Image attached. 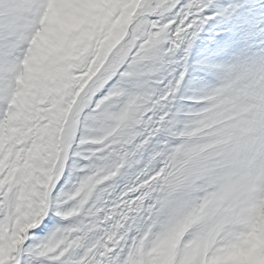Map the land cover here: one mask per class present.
Wrapping results in <instances>:
<instances>
[{
  "label": "snow or ice",
  "instance_id": "snow-or-ice-1",
  "mask_svg": "<svg viewBox=\"0 0 264 264\" xmlns=\"http://www.w3.org/2000/svg\"><path fill=\"white\" fill-rule=\"evenodd\" d=\"M48 6L0 0V264H166L178 228L173 264L240 246L264 202V0H138L61 86H26ZM190 69L201 107L175 108Z\"/></svg>",
  "mask_w": 264,
  "mask_h": 264
},
{
  "label": "bare ground",
  "instance_id": "bare-ground-1",
  "mask_svg": "<svg viewBox=\"0 0 264 264\" xmlns=\"http://www.w3.org/2000/svg\"><path fill=\"white\" fill-rule=\"evenodd\" d=\"M59 3L60 9L63 11V13L65 11H69V15H74H72L73 18L75 16H79L82 19H86L89 22L88 25L92 27V30L95 29V27L99 29L97 32L95 31L97 36L103 38L107 35L109 30H115L119 26V22L127 17V15L129 14V9L132 6L130 0H60ZM53 9L54 8H52V11ZM117 13H119L120 15L119 18H117ZM54 14L56 15V12ZM51 15L52 17L46 16L49 18L47 20V27L50 29L51 35L55 37L56 35L67 34L72 29L75 30L76 26L81 24L79 18L74 22L72 19V21L70 20L63 22L69 17L65 16L64 14L60 16V13L58 15V18L52 13ZM70 24L72 25L68 26ZM49 55L50 53L48 52V50L45 52L42 49L35 47L33 48L32 57L38 64V72L36 73V76L31 79L32 82L35 81L34 79H36V77L41 76H43V78L48 81L46 68L48 69L51 67L54 71L60 73V75L63 73L60 65H58V62L55 61V59L51 60ZM166 74L167 73H165V75ZM258 226L262 229L259 236L250 238L246 236L240 246L229 251L230 253L233 251H237L239 254L231 255L228 257L221 256V254L219 255L221 257L216 258L215 261L213 260L214 258L212 259V261H209L207 257L206 246H201L200 248L193 249V251L197 254H202V264H220L221 261L229 260L241 261L242 264H264V223H260V225ZM166 249L170 251V248L166 247ZM248 249H250L248 253L243 252L242 254V251L247 252ZM226 255L227 254H225V256ZM162 258L166 261V264H169V261L171 259V252H163Z\"/></svg>",
  "mask_w": 264,
  "mask_h": 264
},
{
  "label": "rangeland",
  "instance_id": "rangeland-1",
  "mask_svg": "<svg viewBox=\"0 0 264 264\" xmlns=\"http://www.w3.org/2000/svg\"><path fill=\"white\" fill-rule=\"evenodd\" d=\"M59 1L60 0H49V6H48V10H47V12L45 14V17L46 16H51L52 17V15H51V13H52L54 16H56L58 18V15L60 13V16L64 14L65 16L69 17V18H67L63 22L70 21L71 19L74 22L75 20H78V18H79V20L81 21V24L78 25V26H76V29L75 30L72 29L67 34L56 35V37L51 35L52 36V42L53 43H52V46L47 49L48 52L50 53L49 57H50L51 60H54L55 59V61L58 62V65H60L61 70L63 71V73L60 75V73H57L56 71H54L53 68H51V67L48 68V69L46 68V73L48 74V82L50 84H52V85L55 84L57 82V80L64 81V77L66 75H68L73 70L71 66H66L65 65V59H64V57L60 54L59 51H57L55 49V43H56V41L59 38L63 37L64 35L66 36V35H71L73 33H79V32H81L83 30H89V31H93V35H94V40H93V42H92L91 45H94L97 39H100V40H103L104 39L103 37L97 36V34L95 33V31L97 32L99 29H97V27H95V29L92 30L91 29L92 27L88 25L89 22L86 19H82L79 16L78 17L75 16L73 18L72 17L73 14L72 15H69V13H70L69 11H65L63 13V11L60 9V3H59ZM130 2L132 4V6H133L136 3H138V0H130ZM52 8H54L53 11L56 10L55 11L56 12V15L54 14L55 12L52 11ZM71 25L72 24H70L68 26H71ZM207 29H208V25H205V31L201 33V37H203L205 35H210V33H208ZM199 43H200V41H197V44H199ZM47 50H44V51L46 52ZM194 51H195V49H194ZM190 62L191 63H196L195 60L190 61ZM173 66H174V68H176V65H173ZM173 66H172V68H173ZM37 72H38V64L33 59L32 55H31V57H30V63H29V65L27 67H25L24 83H25L26 80H28L29 81V84H30L32 82L31 79L36 76V73ZM41 77H43V76H41ZM37 78H40V77H36V79ZM36 79H34V80H36ZM168 79H171V77H168ZM203 79H204V74L203 73H201L199 71H193V70L190 69L188 75L185 78V81H184V84H183V86H182V88L180 90V93L176 97V100L174 102V107L175 108H184V109H187V108H199V107H201V105L199 103L190 102V101L184 99V97L193 96V95L197 94L200 91V86H201V82L203 81ZM68 163H69V167H70L72 162L69 161ZM65 182H67V175L65 176ZM70 186L71 185H69V187ZM57 223H59V221L54 219L52 221V223L49 225L48 230L45 231L44 233H42V235H44V236L48 235V232H50L52 229H54V227L56 226ZM260 223L261 224L264 223V202H261L256 207V209H255L254 224H253L252 231L247 235L248 238L254 237V236L257 237V236L260 235V233L262 231V229L259 228V226H258V225H260ZM178 244H179V241H177L176 242V245L175 246H172V248L171 247H168V248H170V251L167 250L166 247H162L161 249H159L157 255L162 258L163 252H165V251L171 252V259L169 261V264H173V261L175 259V252H176V248L178 247ZM249 250L250 249H248L247 252L246 251H242V254H243V252L244 253H248ZM225 254H227V255L225 256ZM235 254H239V253L237 251H233L231 253L230 252L224 253L221 256L228 257V256L235 255ZM221 256L218 255V256L214 257V259L213 258L212 259L215 261L216 258H219ZM212 259H209V261H212Z\"/></svg>",
  "mask_w": 264,
  "mask_h": 264
},
{
  "label": "clouds",
  "instance_id": "clouds-1",
  "mask_svg": "<svg viewBox=\"0 0 264 264\" xmlns=\"http://www.w3.org/2000/svg\"><path fill=\"white\" fill-rule=\"evenodd\" d=\"M49 18H43L41 22V27L37 32L34 40L32 41L33 48H39L42 50H47L52 46V36L50 29L47 27V20ZM98 38V37H97ZM94 40L93 31L83 30L79 33H73L71 35H66L59 38L55 43V49L60 52V54L65 59V65L71 66L72 63L78 62L87 56L90 45ZM30 59L26 61V67L29 65ZM30 79V78H29ZM63 81L57 80L53 87L61 86ZM26 86L29 85V81H25ZM194 222V221H193ZM181 230L177 229L175 234L166 241L163 247H172L176 245L177 241L182 240ZM220 264H242L241 261L229 260L221 261Z\"/></svg>",
  "mask_w": 264,
  "mask_h": 264
}]
</instances>
